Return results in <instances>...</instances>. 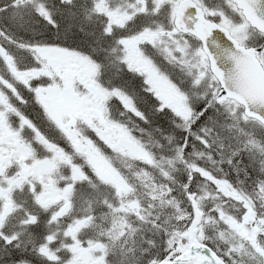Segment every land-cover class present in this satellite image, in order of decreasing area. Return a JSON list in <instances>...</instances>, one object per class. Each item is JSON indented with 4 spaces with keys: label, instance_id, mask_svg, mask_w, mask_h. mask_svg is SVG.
Segmentation results:
<instances>
[{
    "label": "snow or ice",
    "instance_id": "obj_1",
    "mask_svg": "<svg viewBox=\"0 0 264 264\" xmlns=\"http://www.w3.org/2000/svg\"><path fill=\"white\" fill-rule=\"evenodd\" d=\"M0 264H264V0H0Z\"/></svg>",
    "mask_w": 264,
    "mask_h": 264
}]
</instances>
